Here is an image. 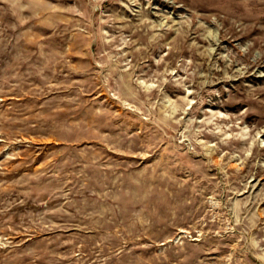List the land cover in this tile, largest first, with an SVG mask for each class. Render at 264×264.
I'll list each match as a JSON object with an SVG mask.
<instances>
[{
  "label": "rangeland",
  "instance_id": "obj_1",
  "mask_svg": "<svg viewBox=\"0 0 264 264\" xmlns=\"http://www.w3.org/2000/svg\"><path fill=\"white\" fill-rule=\"evenodd\" d=\"M0 264H264V0H0Z\"/></svg>",
  "mask_w": 264,
  "mask_h": 264
}]
</instances>
